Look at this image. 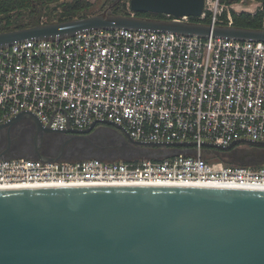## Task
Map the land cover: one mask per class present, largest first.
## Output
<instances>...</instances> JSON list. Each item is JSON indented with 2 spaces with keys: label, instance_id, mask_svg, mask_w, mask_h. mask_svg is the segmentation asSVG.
I'll use <instances>...</instances> for the list:
<instances>
[{
  "label": "built area",
  "instance_id": "built-area-1",
  "mask_svg": "<svg viewBox=\"0 0 264 264\" xmlns=\"http://www.w3.org/2000/svg\"><path fill=\"white\" fill-rule=\"evenodd\" d=\"M209 2L197 18L161 15L164 21L188 23L204 20L208 11L210 24L222 26V9L217 1L208 9ZM127 12L133 16L129 7ZM226 17V26H232ZM23 112L53 131H83L106 120L123 126L138 143L194 146L157 161L3 158L0 189L143 185L264 190V163L207 162L210 153L202 146L264 142L261 41L120 29L0 48V127Z\"/></svg>",
  "mask_w": 264,
  "mask_h": 264
},
{
  "label": "water",
  "instance_id": "water-1",
  "mask_svg": "<svg viewBox=\"0 0 264 264\" xmlns=\"http://www.w3.org/2000/svg\"><path fill=\"white\" fill-rule=\"evenodd\" d=\"M129 2L133 16L113 15L106 10L67 22L0 32V48L34 39L62 40L85 31L120 29L264 42V29L151 20L136 15L197 18L203 14L206 0ZM24 118L36 124L39 139L34 146L41 142V136L54 133L65 135L67 144L88 136L96 125L113 126L123 132L142 159L174 157L184 152L182 147L194 146L193 142L138 143L123 126L106 120L95 122L87 130L64 133L44 127L37 117L23 112L2 126ZM242 143L264 148V142L249 140L225 147L213 143L202 146L206 152H225ZM61 153L62 149L52 158L37 159H67ZM26 158L32 159L29 154ZM248 163L260 165L264 159ZM0 264H264V190L143 185L0 189Z\"/></svg>",
  "mask_w": 264,
  "mask_h": 264
},
{
  "label": "flooded vegetation",
  "instance_id": "flooded-vegetation-1",
  "mask_svg": "<svg viewBox=\"0 0 264 264\" xmlns=\"http://www.w3.org/2000/svg\"><path fill=\"white\" fill-rule=\"evenodd\" d=\"M95 128L84 138L71 139L67 144V137L63 134H45L40 137V143L34 146L39 139L36 124L29 118L21 119L11 126L0 127V159L26 158L29 154L32 159L37 157L52 158L62 149L63 161H82L97 159L103 162L136 161L142 159L124 139V134L113 126ZM97 129V130H98ZM63 147V148H62ZM29 152V153H28ZM252 156L244 161L257 162L264 159V149L261 147L251 150ZM237 158V157H236Z\"/></svg>",
  "mask_w": 264,
  "mask_h": 264
},
{
  "label": "trees",
  "instance_id": "trees-1",
  "mask_svg": "<svg viewBox=\"0 0 264 264\" xmlns=\"http://www.w3.org/2000/svg\"><path fill=\"white\" fill-rule=\"evenodd\" d=\"M128 0H123L119 2L117 7L114 8L113 15H128L126 11V5ZM217 1L218 7L222 9L220 20L223 25L227 24V14L232 18V26L236 28H245V29H264V0H259L261 6L256 10L255 13L249 14L245 12H231L228 8H231L233 5H238L242 0H211ZM61 9L58 18L55 20H49L47 24L51 22H67L71 19H80L85 18V16H76L79 12L84 11L87 8L88 3L86 0H0V32L15 31L17 29L24 28H33L36 25L41 24V17L45 14L50 15L52 12H56L57 8L52 5H57ZM51 8V9H50ZM137 16L145 19H158L163 20L161 14H149V13H139ZM50 17V16H49ZM195 23L201 24H210L211 17L210 12L205 11V19L198 20L192 19ZM221 24V25H222ZM237 147L221 152L218 150H209L210 154H213L214 157H206V161H218L221 162L224 166L233 165V166H243L244 160H237L235 154ZM238 151V150H237ZM207 152V153H208ZM206 153V151H205ZM234 157H230L233 155ZM230 159H229V158ZM242 162V163H240Z\"/></svg>",
  "mask_w": 264,
  "mask_h": 264
},
{
  "label": "rangeland",
  "instance_id": "rangeland-1",
  "mask_svg": "<svg viewBox=\"0 0 264 264\" xmlns=\"http://www.w3.org/2000/svg\"><path fill=\"white\" fill-rule=\"evenodd\" d=\"M129 1L130 0L127 1L126 11L128 10V7H129V3H130ZM86 2L88 3L87 8H85L84 11L79 12L76 16L100 15V14H102V12H104L106 10H109V12L112 14L114 11V8L117 7L119 2H123V0H86ZM214 4H215V1L209 2V4H207V8L212 10L214 7ZM58 5L59 4L52 5L51 8L56 6V8H57L56 12L55 13L52 12L50 15H48V14L43 15L41 17V22L46 23L51 19L55 20L56 18H58V15L60 14V11H61V9L59 7H57ZM260 6H261V3L259 0H242L238 5H233L231 8H228V10L231 12H235V13L245 12V13L253 14L256 12L257 9L260 8ZM237 148H238L237 149L238 151L235 150L236 151L235 156L237 157V160H239V161L241 159L243 161V159H245V158L249 159L253 154V153H251V150H253L254 147H252L250 145L242 143V144H239L237 146ZM262 149H264V148H262ZM207 157H214V155L209 154ZM230 157H234V154L230 155ZM240 163H242V162H240ZM244 164L248 165L249 163H248V161H244ZM253 166H257V165H253Z\"/></svg>",
  "mask_w": 264,
  "mask_h": 264
}]
</instances>
